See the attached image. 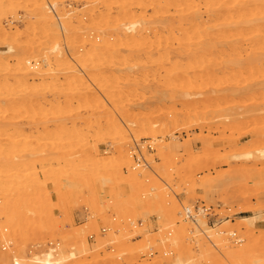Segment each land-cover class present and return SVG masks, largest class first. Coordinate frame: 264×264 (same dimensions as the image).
Here are the masks:
<instances>
[{"label": "rangeland", "instance_id": "obj_1", "mask_svg": "<svg viewBox=\"0 0 264 264\" xmlns=\"http://www.w3.org/2000/svg\"><path fill=\"white\" fill-rule=\"evenodd\" d=\"M126 1L2 0L0 119L14 124L0 128V264H42L37 257L49 252L64 257L60 264H175L179 256L185 264H214L218 257L228 264L226 250L251 254L248 247L257 251L254 243L264 240V50L253 49L257 38L248 34L239 52H205L195 44L167 61L153 37L177 47L175 37L191 26L180 20L177 2L161 11L158 0L151 8L140 5L150 0L136 6L130 0V15L120 5ZM223 1H231L221 9L234 18L228 6L235 0ZM258 1L249 5L257 4L264 44V0ZM193 2L195 11L184 12L193 11L199 26L189 35L203 33L204 23L210 35L219 32L221 9L211 14L206 3ZM41 11L52 16L57 34H49ZM124 17L141 20L130 42ZM167 28L177 33L174 40ZM144 30L151 37H138ZM108 32L125 41L106 47ZM99 33L101 50L91 45ZM30 43L40 54L19 48ZM189 58L197 61L184 69ZM203 204L210 213L196 222L184 214ZM255 264H264V254Z\"/></svg>", "mask_w": 264, "mask_h": 264}, {"label": "bare ground", "instance_id": "obj_2", "mask_svg": "<svg viewBox=\"0 0 264 264\" xmlns=\"http://www.w3.org/2000/svg\"><path fill=\"white\" fill-rule=\"evenodd\" d=\"M37 1V0H36ZM119 1V0H118ZM130 0H128V2H129ZM140 2V1H142V0H133L132 2L130 1L129 3V5L131 6V5H133V4H135V6L136 5H138L139 3H137V2ZM150 1H152V0H150ZM155 1H157V0H155ZM174 2L176 1L177 2V5L180 7V8H177V7H174L175 9L177 8L178 10H179V15L178 16H180L181 17V19L180 20H182V21H186V23H187V21L190 23V24H188V25H191V26H188V28L189 27H193V28H196V27H198L199 26V21H198V18H196L195 16H194V12L193 11H188V12H184V10H185V7H188V9H190V10H194V9H191V8H194L195 6H191V4H194V2H193V0H173ZM203 1V0H202ZM205 1V0H204ZM213 1V3L212 4H210L209 5V3L208 2H210L209 0L207 1V2H205V3H202L201 1H198L197 0V2H195V4L196 3H199V2H201L203 5L205 4V6H206V9H207V12H210L211 10V14H212V12L214 11L215 12V10H217V9H221L226 3H228V4H226V6L227 5H229V3H231V1L230 2H227V1H223V0H221V1H223V2H217V1H215V0H212ZM229 1V0H228ZM257 2L256 0H235L234 1V3H232V4H230V6H228V9L230 8V9H235L236 10V12H235V14L236 15H234L235 17L234 18H232V17H227V16H230V14L228 15L227 13H226V10H225V13L223 12V9H219L220 10V14L223 16L222 17V19H221V21H219V19H217L218 17H215L216 19H217V21L219 22V25L221 26V30H219V32H218V30L216 31V32H214V30H213V33H214V35L213 34H209L208 33V31L206 30V24H208V23H204L203 25H205V27L202 25V27L205 29L204 30V32L202 33L201 32V30H200V28H197L198 30H200V31H197V29L195 30V31H197L196 33H200L201 32V34H197V35H194V33L193 34H190L189 35V33H188V31H187V26H186V23L184 24L185 26H186V30H184L183 29V31H185V32H181V35H177V33L176 32H174V28H170V29H168V31L170 32V33H172V32H174L172 35L171 34H168V35H166V37L167 38H173V37H175L174 36V34H176L177 36L175 37V38H177L176 40L178 41L177 43H178V45H177V47H171V46H169L167 43L165 44V43H162L161 42V40L159 39L161 36L159 35V37H157L156 36V34H158V33H155L154 31H152V32H154L155 33V35H154V37L153 38H157V43H156V51H158V52H160V49L163 51V50H165L164 52L167 54V56H166V59L169 57H171V54H173V53H175V54H177V55H179L182 51L184 52H186L187 50H189V48H191L190 46H192V45H195V44H197V48H201V49H199V50H201V51H215V50H220V49H222L223 51L222 52H224V51H228V50H233V51H238L239 52V50L240 49H242V47L239 45V39H244L243 37H245V35H247L248 36V34H253L252 36H250V37H256L257 38V40L255 41V43H254V45H253V49H255V50H260V51H263L264 50V44L262 43H259V37H260V35L258 34V32H257V28H259V26L257 25L258 23L256 22L257 20L255 19V17H254V15L255 14H259V12L258 13H256L257 11V9H256V7L254 6V5H256L257 6V4L255 3L254 5H252V7H254V8H250V2ZM261 1H263V0H261ZM261 1H260V3H258V4H260V5H262V3L264 2H262L261 3ZM128 2L126 1V3H120V5H122L123 6V4H124V7L127 5V7H126V11H130V12H126V13H130V15H131V13H133V10L129 7V5H128ZM134 2V3H133ZM168 2L170 3L171 2V0H158L157 2H156V4L152 1V2H150V4H147V5H144V1H142V3L140 4V5H142V8H144L145 6L146 7H154V6H157V7H159V9L161 10V8L160 7H164L165 8V6H167V4H168ZM176 2L175 3H173V4H176ZM214 2L215 3H217V5H215L214 4ZM259 2V1H258ZM34 3H36V2H34ZM57 3H59V2H57V1H55L54 3H53V5H51L52 7H54L55 8V6H56V4ZM200 3V4H201ZM2 4V0H0V12H2V8H1V5ZM126 4V5H125ZM155 4V5H154ZM172 4V6H174ZM253 4V3H252ZM139 5V6H140ZM154 5V6H153ZM176 5V6H177ZM197 5H199V4H197ZM196 5V6H197ZM203 5H200V7L202 6L203 7ZM215 7H214V6ZM248 5V6H247ZM50 6V7H51ZM134 6V5H133ZM144 6V7H143ZM168 6H171V5H169L168 4ZM181 6H183V7H181ZM190 6H191V8H190ZM208 6V7H207ZM213 6V7H212ZM225 6V8L227 9V7ZM123 7V8H124ZM129 7V8H128ZM201 7V8H202ZM120 8H121V6H120ZM128 8V9H127ZM204 8V7H203ZM213 8V9H212ZM224 8V7H223ZM224 8V9H225ZM257 8H261V6H259L258 5V7ZM49 9V8H48ZM117 9V8H116ZM200 9V8H199ZM206 9H204L205 11H206ZM229 9V10H230ZM262 10H264L263 9V5H262V8H261ZM46 10V9H45ZM99 10H100V8H99ZM98 10V11H99ZM102 10V9H101ZM118 10V9H117ZM122 10H124V9H122ZM146 10H148V9H146ZM159 10V11H160ZM203 10V9H202ZM228 10V11H229ZM256 12H255V11ZM261 10V11H262ZM103 11V10H102ZM132 11V12H131ZM162 11V10H161ZM165 11H166V8H165ZM176 11V10H175ZM187 11V10H186ZM195 11V10H194ZM197 11V10H196ZM221 11L224 13V14H222L221 13ZM234 11V10H233ZM106 12V11H105ZM122 12V11H121ZM125 12V11H124ZM158 10L156 11V13H155V15L157 16L158 15ZM167 12L170 14L171 12H169V10H167ZM193 12V13H192ZM213 12V13H214ZM219 12V11H218ZM217 12V13H218ZM263 12V11H262ZM262 12H260V15H258V16H261L262 14ZM39 13V12H38ZM109 14H111V12H108ZM107 12H106V14H108ZM175 13H177V12H175ZM201 13V12H200ZM217 13H215V14H217ZM40 14H41V16H43L42 18L43 19H45V21L47 22L46 24H47V26H48V30L50 31L49 32V34L51 35V34H57V30H56V28L57 27H55L54 25L55 24H53L54 22H53V20L52 19H50L52 16L50 15V17H48V18H46L45 16H47L46 15V13L44 12V11H41L40 12ZM48 14V13H47ZM105 14V13H104ZM115 14V13H114ZM174 14V13H173ZM219 14V13H218ZM227 16H226V15ZM101 15V14H100ZM129 15V17H132V16H130ZM132 15H136L135 13L134 14H132ZM160 15H162V14H160ZM163 15H167V13H165V14H163ZM220 15V16H221ZM224 15H225V17H224ZM264 15V14H263ZM102 16H103V14H102ZM102 16H101V19L102 20H104V21H106V17H108V16H105L104 18L105 19H103L102 18ZM115 16V15H114ZM137 16V15H136ZM136 16H134L135 18H137ZM151 16V15H150ZM149 16V17H150ZM159 16V15H158ZM201 16V15H200ZM205 16V15H204ZM203 16V17H204ZM206 16H208V15H206ZM209 16L211 17V16H213V15H210L209 14ZM217 16V15H216ZM110 18L111 17H113V16H109ZM116 17H117V15H116ZM128 17V19L131 21L130 22V24L129 25H125L126 26V29L128 30L127 32H129V35L131 34V32H136L135 30H136V28H137V26L138 25H140L139 23H140V21H139V23H138V21H135L136 19L133 17V19H135V20H133L132 18V20L130 19ZM143 17V16H142ZM214 17H211L212 19H211V21L213 20V18ZM109 18V19H110ZM115 18V17H114ZM125 18V17H124ZM151 18H152V16H151ZM150 18V19H151ZM154 18V17H153ZM158 18V17H157ZM162 18V17H161ZM160 18V19H161ZM205 18V17H204ZM260 18V17H259ZM116 19V18H115ZM119 19V18H118ZM118 19H116L117 21H118ZM123 19V18H122ZM128 19H126L125 18V20H128ZM138 19H140V16L138 15ZM142 19V18H141ZM159 19V18H158ZM160 19H159V24H160ZM215 19V20H216ZM112 20H114V19H112ZM120 21H123V20H121V17H120V19H119ZM143 20H145L144 18H143ZM157 20V19H156ZM214 20V21H215ZM107 21H108V19H107ZM106 21V22H107ZM119 21V22H120ZM146 21H148L149 22V20H145V22ZM168 21V20H167ZM202 21H203V18H202ZM210 21V22H211ZM213 21V22H214ZM264 21V20H263ZM106 22H104L105 24H107ZM113 22H115V21H113ZM144 22V23H145ZM204 22H206V21H204ZM109 23V22H108ZM112 23V22H111ZM116 23H118V22H115V24ZM183 23V22H182ZM202 23V22H201ZM261 23H262V20H261ZM264 23V22H263ZM105 24H103V26L105 25ZM121 24H122V22H121ZM143 24V23H142ZM152 24V23H151ZM156 24H158V23H156ZM155 23L153 24V25H156ZM176 24H178V23H176ZM210 24H212V23H210ZM215 24V23H214ZM214 24L212 25V26H214ZM110 25V23L109 24H107L106 26H109ZM112 25H114V24H112ZM111 25V26H112ZM117 25V24H116ZM118 25H119V23H118ZM117 25V26H118ZM144 25V24H143ZM142 25V26H143ZM147 25V24H146ZM148 25H150V24H148ZM153 25L151 26L152 28H150V29H152L153 30V28H155L156 26H158V25H156L155 27H153ZM161 25V24H160ZM173 25L174 26H176L174 23H173ZM172 25V26H173ZM180 25H182V24H180ZM217 25H218V23H217ZM106 26H105V29H106ZM124 26V25H123ZM163 26H165V25H163ZM168 25H166V27H167ZM178 26H179V24L177 25V28H178ZM183 26V25H182ZM110 27V26H109ZM140 27H141V25H140ZM169 27V26H168ZM201 27V26H200ZM215 27V26H214ZM214 27H211V28H209V31L213 28L214 29ZM112 28H115V27H113L112 26ZM120 28V27H119ZM121 28H123V27H121ZM157 28H160V27H157ZM183 28V27H182ZM219 28V27H218ZM102 29H104V28H102ZM101 29V30H102ZM108 29H110V28H108ZM116 29H117V27H116ZM124 29V28H123ZM145 29V28H144ZM166 29V30H167ZM190 29H192V28H190ZM140 30V29H139ZM155 30V29H154ZM166 30H164V31H166ZM173 30V31H172ZM177 30V29H176ZM189 30V29H188ZM264 30V29H263ZM112 31H113V29H112ZM115 31H117V30H115ZM123 31V30H122ZM121 31V32H122ZM126 31V30H125ZM172 31V32H171ZM187 31V32H186ZM193 31H194V29H193ZM193 31H191L190 30V32L192 33ZM203 31V30H202ZM127 32H126V34H127ZM141 32V30L139 31V33ZM179 32V31H178ZM218 32V34L217 35H215V33H217ZM110 32H108V34H109ZM116 33V32H115ZM123 33H125L124 31H123ZM195 33V34H196ZM142 34L143 35H141V34H139L138 35V37H142V38H147V37H151L150 36V34H149V32H147V31H145L144 30V32H142ZM152 34V33H151ZM160 34V33H159ZM101 34L99 33V35H96L95 36V39L93 40V42L91 43V45L94 47V48H96V49H102L105 45L104 44H101V41H100V39L102 38L101 36H100ZM262 35H263V33H262ZM108 36H110L111 38L109 39V40H107V42L109 43H107V45H106V47H108V48H110L111 46H119V45H121V44H123L121 41H123V37H121V35H120V33H118L117 32V35L115 34H112V35H108ZM126 36V35H125ZM164 36V35H163ZM127 37H128V34H127ZM126 37V39H128L126 42H130L134 37H136V36H134V34L133 35H130V37H128L127 38ZM165 37V38H166ZM82 38V37H81ZM169 38V39H170ZM174 38V39H175ZM170 39V40H171ZM174 39H172V40H174ZM115 40H117V41H115ZM80 41V40H79ZM118 42V43H116L115 44V42ZM125 41V40H124ZM123 41V42H124ZM261 41V40H260ZM56 42V41H55ZM54 42V43H55ZM81 44H85V40H84V38H82L81 39ZM125 42V43H126ZM124 43V44H125ZM261 44V45H260ZM110 45V46H109ZM174 45V44H173ZM172 45V46H173ZM56 46V48H58L59 47V45L58 44H56L55 45ZM35 47V46H34ZM33 47V45L30 43V44H26V45H24V47L23 46H20L19 48H23L24 50H26L27 52H29V53H37V52H34L36 49ZM39 47V46H38ZM146 46H142V47H140V49H144ZM149 48H151V49H154L153 47H151V46H149ZM35 49V50H34ZM39 49H41V48H38L37 50H39ZM12 50V49H11ZM42 50V49H41ZM41 50H39L40 52H41ZM40 52H38L37 54H40ZM60 52V51H59ZM221 52V51H220ZM231 52V51H230ZM163 53V52H162ZM164 53V54H165ZM163 54V55H164ZM227 54V53H226ZM232 54V53H231ZM225 55V54H224ZM251 55H254V54H251ZM34 56H36V55H34ZM164 56V57H165ZM255 56V55H254ZM261 56V55H260ZM249 57H251V56H249ZM2 57H0V59H1ZM167 59V61L169 60L170 61V59ZM37 60V59H36ZM252 60V59H251ZM194 61V62H193ZM195 61H197V59H193V58H189V60L187 61V63H185L186 65H184V64H181V67H182V65H184L183 67H184V69L185 68H190L191 67V65H192V63H195ZM226 62L225 63H227V60H225ZM33 61H31V60H29V59H27V63L28 64H33L32 63ZM38 64V63H37ZM37 64H33V68L34 69H37V70H41V68H39L38 67V65ZM217 65H219V63L217 64ZM225 66H226V64H225ZM39 68V69H38ZM222 73V72H221ZM225 73H226V71H225ZM82 76V75H81ZM79 76V75H77L76 77H75V81H83V79H85V78H87V73H86V75L85 76ZM238 84V83H237ZM262 86V85H261ZM238 89V88H237ZM225 97H228V96H225ZM229 113V112H228ZM232 114V113H231ZM228 116V115H227ZM230 116V115H229ZM14 123L12 122V121H9V120H5V119H0V128H11V125H13ZM149 133H153V128H151L150 130H149ZM264 152V151H263ZM260 153H262V150H260ZM250 155V154H252V153H247V154H245V155ZM235 155H237V154H235ZM24 158V157H23ZM32 158V157H31ZM41 159V158H40ZM27 160V159H26ZM48 160V159H47ZM40 161V160H39ZM29 162H35V161H33V160H31V161H28V163ZM45 171V170H44ZM37 172H39V170H37L36 171V173ZM34 174H36L35 172H33ZM38 176V175H37ZM245 220H249V222H250V224H253V223H255L254 222V220H250L251 219V217H245L244 218ZM257 220V219H256ZM203 222V225H204V227L208 230V226H207V222L206 221H202ZM202 225V226H203ZM247 225L248 224H246L245 226L247 227ZM186 228V227H185ZM184 228V229H185ZM249 227H248V230H246L245 232H246V234H247V232L249 231ZM205 230V229H204ZM186 231V230H185ZM206 231V230H205ZM209 231V230H208ZM174 232V231H173ZM179 232V231H178ZM178 232L176 233V230H175V233H176V235L178 234ZM221 232V231H220ZM260 232V231H259ZM258 232V234L256 235L258 238L257 239H259V238H261L260 236H261V234L262 233H259ZM213 233H217V235L218 234H220L219 233V231H217V232H213ZM181 234V233H180ZM180 234H178V236H176V238L178 237L179 239H180ZM180 235V236H179ZM184 236V235H183ZM252 236V235H251ZM255 236V235H254ZM256 236H255V238L254 237H252L253 238V240L255 241V240H257L256 239ZM177 238V239H178ZM247 238L249 239V238H251V237H248L247 236ZM251 238V239H252ZM263 238H264V236H263ZM249 240V241H252V240ZM221 240V239H220ZM223 240V239H222ZM226 240V239H225ZM261 239H259V241H260ZM254 241H252V242H249V243H251V245L253 244V242ZM180 242V241H179ZM225 242V241H224ZM228 242V241H227ZM255 242H258V240L257 241H255ZM176 243V242H175ZM223 243V242H222ZM226 243V242H225ZM249 243L247 244V245H249ZM180 244V243H179ZM185 244V243H184ZM184 244L182 243V245H181V247L182 246H184ZM264 240H262V242L260 243V245H259V243H258V245L259 246H257L255 243H254V245H256V246H254L253 245V247H257V251L253 248L252 249V246L251 247H248L252 252H251V254L253 255V256H255V255H257L258 254V252H260L262 255L264 254V253H262V252H264ZM80 245V244H79ZM190 245V246H189ZM188 246L189 247H192L191 246V244H189ZM216 245H218V244H216ZM221 245V244H220ZM246 245V246H247ZM84 246H86V243H84L83 244V248H84ZM227 247H228V244L226 245ZM226 246H224V244H223V248H225ZM230 246V245H229ZM250 246V245H249ZM88 247V246H87ZM181 247H180V245H178L177 246V248H180L181 249ZM201 247V246H200ZM199 247V248H200ZM220 247H222V246H220ZM243 247V246H242ZM242 247H240V248H242ZM263 247V248H262ZM86 248V247H85ZM260 248H261V250H260ZM51 249V248H50ZM226 249V248H225ZM243 249H244V247H243ZM52 250L54 251L55 249L54 248H52ZM52 250H49V251H52ZM86 250V249H85ZM184 250H187V247H185V249ZM259 250V251H258ZM263 250V251H262ZM56 251V250H55ZM179 251V250H178ZM209 251H211L210 249H209ZM208 251V252H209ZM215 251V250H214ZM256 251V252H255ZM48 252V251H47ZM197 252V251H196ZM211 252H213V251H211ZM243 252L245 253V251L243 250ZM242 252V250H241V252H239V251H234V250H226V252H224V256H226V258L231 262V263H233V264H239V255L241 256V254L243 253ZM247 252V251H246ZM255 252V255L253 254ZM201 253V259H204L202 256V253L203 252H200ZM221 253H222V251H221ZM241 253V254H240ZM243 253V254H244ZM260 253L258 254V257H257V259L260 257ZM75 253L74 252H71V255H74ZM247 253H245L244 254V256L246 255ZM251 254H249V252H248V254L247 255H251ZM43 255L44 254H42L41 256H42V258H41V260H40V257H37L38 255H36L35 256V258L37 257V261L39 262L40 261V263H42V264H60V263H62V261H64V257L63 256H61V254H59L58 255V257H54V255H53V253L52 252H49V253H45V255H44V257H43ZM56 255V254H55ZM216 255V254H215ZM222 255V254H221ZM246 255V256H247ZM251 255V256H252ZM64 256H65V254H64ZM195 256V255H194ZM214 256V255H213ZM213 256H212V258H213ZM244 256H241V259H242V261H243V259H244ZM249 256H247V258L249 257ZM250 256V257H251ZM200 257H199V259H200ZM207 257V256H206ZM249 257V260L251 259V258H253V257H251L250 258ZM256 257V256H255ZM246 258V260H248ZM185 259V261L187 260V258H184ZM184 259L182 258V256L180 257H177V259H176V262H175V264H185V261H184ZM218 259H219V257H218ZM218 259L216 258V260H215V258L214 259H212V262H213V260H215V262L216 263H218V262H220V263H218V264H227V260H225V263L222 261L223 259H220L219 261H218ZM253 259H254V262H253ZM251 261L255 264V260H257V259H255V258H253ZM206 260V259H205ZM205 260H203V261H205ZM249 260L247 261L248 263H250L249 262ZM260 260V259H259ZM258 260V261H259ZM42 261V262H41ZM190 261H193V260H190ZM195 261V260H194ZM211 261V260H210ZM209 261V262H210ZM244 261H245V259H244ZM187 262H189V261H187ZM201 262V260H199V263ZM209 262H208V264H209ZM230 262H228V264L230 263ZM246 261H245V263L244 264H246L247 263ZM252 262H251V264H252ZM261 262H263V260H262V258H261ZM214 263V262H213ZM216 263H214V264H216ZM247 263V264H248ZM257 263V262H256ZM260 263V262H259ZM12 264H26L25 262H22V261H20V260H18V259H16L15 261H14V263H12Z\"/></svg>", "mask_w": 264, "mask_h": 264}, {"label": "built area", "instance_id": "obj_3", "mask_svg": "<svg viewBox=\"0 0 264 264\" xmlns=\"http://www.w3.org/2000/svg\"><path fill=\"white\" fill-rule=\"evenodd\" d=\"M208 210L209 209H207L204 204L202 206L195 205L193 208L187 206L184 208V214L188 219L196 222L199 215H209L210 212H208ZM140 224H142V221L140 222Z\"/></svg>", "mask_w": 264, "mask_h": 264}]
</instances>
